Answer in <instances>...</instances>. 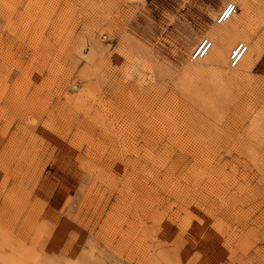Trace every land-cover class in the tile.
I'll list each match as a JSON object with an SVG mask.
<instances>
[{
	"label": "rangeland",
	"instance_id": "obj_1",
	"mask_svg": "<svg viewBox=\"0 0 264 264\" xmlns=\"http://www.w3.org/2000/svg\"><path fill=\"white\" fill-rule=\"evenodd\" d=\"M263 39L264 0H0V264H264Z\"/></svg>",
	"mask_w": 264,
	"mask_h": 264
},
{
	"label": "built area",
	"instance_id": "obj_2",
	"mask_svg": "<svg viewBox=\"0 0 264 264\" xmlns=\"http://www.w3.org/2000/svg\"><path fill=\"white\" fill-rule=\"evenodd\" d=\"M234 6L233 4L231 3H227L225 8H224V16L227 15L231 10H233ZM224 16H221V17H224ZM221 19V18H220ZM208 46V43H206V40H203L200 45L197 47V49L195 50L194 54H193V57L194 58H200L203 53L206 51V48ZM241 45H238L237 48H236V51L231 54V57H230V62L231 64L234 65V63L237 61V59L239 58V56L243 53L244 49L243 48H240ZM239 50V51H238ZM238 51V52H237ZM237 52V53H236Z\"/></svg>",
	"mask_w": 264,
	"mask_h": 264
},
{
	"label": "bare ground",
	"instance_id": "obj_3",
	"mask_svg": "<svg viewBox=\"0 0 264 264\" xmlns=\"http://www.w3.org/2000/svg\"><path fill=\"white\" fill-rule=\"evenodd\" d=\"M234 6V5H233ZM235 7V6H234ZM235 12V9L233 8V10H231L227 15H225L224 16V14L222 15V16H224V17H221V19H219L218 18V20L220 21V22H226V21H228L229 19H230V14L232 13V14H235L234 13ZM222 14V13H221ZM221 16V15H220ZM263 41H264V39H263ZM206 43H208V46H207V48H206V51L203 53V55L199 58V59H203V58H205L206 57V54H207V52L210 50V47H211V43L208 41V40H206Z\"/></svg>",
	"mask_w": 264,
	"mask_h": 264
}]
</instances>
